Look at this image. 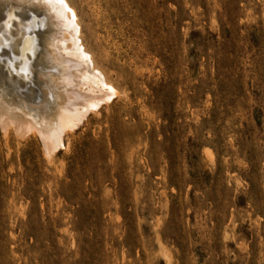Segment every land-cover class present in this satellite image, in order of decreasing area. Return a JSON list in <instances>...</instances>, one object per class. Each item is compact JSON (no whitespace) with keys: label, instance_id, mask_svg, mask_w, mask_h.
Listing matches in <instances>:
<instances>
[{"label":"rangeland","instance_id":"1","mask_svg":"<svg viewBox=\"0 0 264 264\" xmlns=\"http://www.w3.org/2000/svg\"><path fill=\"white\" fill-rule=\"evenodd\" d=\"M68 1L115 98L52 159L0 128V264H264V0Z\"/></svg>","mask_w":264,"mask_h":264},{"label":"bare ground","instance_id":"2","mask_svg":"<svg viewBox=\"0 0 264 264\" xmlns=\"http://www.w3.org/2000/svg\"><path fill=\"white\" fill-rule=\"evenodd\" d=\"M27 8L43 14V19L32 26L29 22V27H17L23 36L28 29L30 40H34L35 53L29 62L33 66H28L32 76L28 80L34 88L29 95L37 89L41 103L36 101L38 98L25 96L29 86L25 82L26 67L17 70L13 81L8 70L14 66L6 63L0 71V128L5 134L12 132L21 138L37 136L47 159H52L57 150L67 147L66 136L83 124L87 115L108 105L116 90L85 46L80 21L68 0H0V16L7 12L9 25L15 22L8 17L11 12L15 15L13 11L27 12ZM0 29L4 30V23H0ZM27 46L24 43V52Z\"/></svg>","mask_w":264,"mask_h":264}]
</instances>
